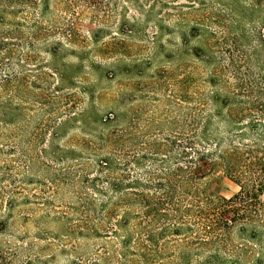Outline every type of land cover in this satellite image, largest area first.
<instances>
[{"label": "trees", "instance_id": "obj_1", "mask_svg": "<svg viewBox=\"0 0 264 264\" xmlns=\"http://www.w3.org/2000/svg\"><path fill=\"white\" fill-rule=\"evenodd\" d=\"M53 4L69 7L67 0H0L2 142L24 128L29 62L40 70L37 52L54 58L61 47L43 25ZM40 75L53 80L57 70L49 65L37 81ZM228 93L197 101L165 132L118 128L117 119L106 128L112 116L100 118L97 147L75 168L59 169L61 183L79 195L46 215L53 229L35 225L30 233L22 223L39 219L16 215L18 199L1 186L0 264H264V83L248 90L238 82ZM216 172L238 191L211 193L207 177Z\"/></svg>", "mask_w": 264, "mask_h": 264}, {"label": "rangeland", "instance_id": "obj_2", "mask_svg": "<svg viewBox=\"0 0 264 264\" xmlns=\"http://www.w3.org/2000/svg\"><path fill=\"white\" fill-rule=\"evenodd\" d=\"M67 1L53 4L43 23L50 42L60 41L57 55L40 50V70L34 61L27 66L24 128L0 141V189L18 199L16 215L39 219L22 223L30 233L35 225L53 229L46 215L79 195L61 183L59 169L75 168L97 147L100 118L112 116L106 128L117 119L118 128L165 132L197 101L230 97L238 82L248 90L264 83V0ZM49 65L58 78L37 81ZM47 164L57 169L48 172ZM207 185L225 198L238 191L219 172Z\"/></svg>", "mask_w": 264, "mask_h": 264}]
</instances>
